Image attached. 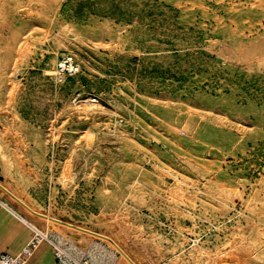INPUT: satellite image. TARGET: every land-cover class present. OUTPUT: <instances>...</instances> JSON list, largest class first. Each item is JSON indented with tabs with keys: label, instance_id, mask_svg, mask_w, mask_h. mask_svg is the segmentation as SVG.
I'll return each instance as SVG.
<instances>
[{
	"label": "rangeland",
	"instance_id": "1",
	"mask_svg": "<svg viewBox=\"0 0 264 264\" xmlns=\"http://www.w3.org/2000/svg\"><path fill=\"white\" fill-rule=\"evenodd\" d=\"M0 180L137 264H264V0H0Z\"/></svg>",
	"mask_w": 264,
	"mask_h": 264
},
{
	"label": "crops",
	"instance_id": "2",
	"mask_svg": "<svg viewBox=\"0 0 264 264\" xmlns=\"http://www.w3.org/2000/svg\"><path fill=\"white\" fill-rule=\"evenodd\" d=\"M0 182L4 184L1 180ZM10 198L0 187V253L18 252L30 238L32 226H36L22 211L23 206ZM26 264L68 263L59 261L53 247L48 242H43L33 251Z\"/></svg>",
	"mask_w": 264,
	"mask_h": 264
},
{
	"label": "built area",
	"instance_id": "3",
	"mask_svg": "<svg viewBox=\"0 0 264 264\" xmlns=\"http://www.w3.org/2000/svg\"><path fill=\"white\" fill-rule=\"evenodd\" d=\"M79 72V65L69 54L61 57L56 65L54 76L57 81H63L67 78L74 77ZM48 242L54 249V254L59 261H64L62 255L50 239L49 235L43 232L37 226H32L31 236L26 244L15 253L2 252L0 253V264H26L28 258L33 251L42 243Z\"/></svg>",
	"mask_w": 264,
	"mask_h": 264
},
{
	"label": "bare ground",
	"instance_id": "4",
	"mask_svg": "<svg viewBox=\"0 0 264 264\" xmlns=\"http://www.w3.org/2000/svg\"><path fill=\"white\" fill-rule=\"evenodd\" d=\"M0 185H2L8 192H10L13 196H11V198H13L15 201L19 202L20 204H22L26 209H28L30 212L36 214H42V215H38L36 214L37 216H40L44 219H47L51 222H55V223H61L66 225V227H70L72 229H77L78 231H82V232H85V233H88V234H91L90 232H87L85 230H89V231H92V232H95V233H98L100 236L98 235H94V236H97V237H100L101 239H104V240H107V241H110L112 243V245L121 253V255L130 263V264H137L125 251L124 249L117 243L115 242L111 237H109L108 235L106 234H103V233H100V232H97V231H94V230H91L89 228H86V227H83V226H80V225H77V224H73L71 222H68V221H65V220H61L60 218H56L54 216H50V215H47V214H44L36 209H34L30 204H28V202H26L24 199H22L19 195H17L15 192H13L12 190H10L8 187H6L4 184H2L0 182ZM4 190V189H3ZM5 191V190H4ZM6 192V191H5ZM8 194V193H7ZM53 218V219H51ZM131 260H129V259Z\"/></svg>",
	"mask_w": 264,
	"mask_h": 264
},
{
	"label": "water",
	"instance_id": "5",
	"mask_svg": "<svg viewBox=\"0 0 264 264\" xmlns=\"http://www.w3.org/2000/svg\"><path fill=\"white\" fill-rule=\"evenodd\" d=\"M0 187L2 188V189H4L5 191H6V193H8L9 195H11V196H13L10 192H8L2 185H0ZM14 197V196H13ZM36 214H38V213H36ZM38 215H42V214H38ZM43 216V215H42ZM51 219H53V218H51ZM85 231H87V232H90L91 234H94V235H98V236H100L98 233H95V232H92V231H89V230H85ZM129 259V258H128ZM130 260V259H129ZM131 261V260H130Z\"/></svg>",
	"mask_w": 264,
	"mask_h": 264
}]
</instances>
